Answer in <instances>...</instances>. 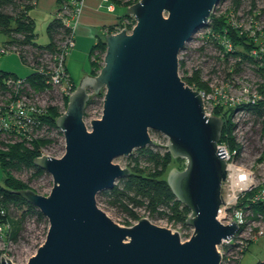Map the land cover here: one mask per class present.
Instances as JSON below:
<instances>
[{
  "label": "water",
  "instance_id": "1",
  "mask_svg": "<svg viewBox=\"0 0 264 264\" xmlns=\"http://www.w3.org/2000/svg\"><path fill=\"white\" fill-rule=\"evenodd\" d=\"M219 2L139 0L127 9L136 21L132 30L105 36L102 68L96 76L86 74L56 119L64 155L34 160L53 179L50 193L17 191L49 223L44 243L27 264L221 263L217 246L238 231L235 221L218 220L227 177L225 153L218 148L223 120L207 116L201 94L179 76L180 51ZM102 89V116L88 130L90 90ZM150 131L165 135L170 155L186 161L183 170L172 168L167 176L176 199L191 211L185 223L194 232L186 241L146 218L120 226L97 205L100 192L131 174L113 161L153 146ZM0 264L14 263L0 255Z\"/></svg>",
  "mask_w": 264,
  "mask_h": 264
},
{
  "label": "trees",
  "instance_id": "2",
  "mask_svg": "<svg viewBox=\"0 0 264 264\" xmlns=\"http://www.w3.org/2000/svg\"><path fill=\"white\" fill-rule=\"evenodd\" d=\"M37 0H34L36 2ZM60 5L67 3L68 0H59ZM115 5H122L119 1H113ZM236 9L240 6V1L237 0ZM11 4H14L13 0H0V33L8 36V41L5 44L18 46L21 50V54L26 57L29 55H39L43 51H54L58 47L57 37L61 36L60 41L64 36L69 33L62 22L55 18L53 19L48 27L47 34L49 37V43L40 45L37 43V35L35 33V21L30 16V11L33 8L32 5H26L20 9L15 15H12L5 11V8ZM127 9L130 5H122ZM256 0H251V10L255 9ZM264 11V10H263ZM229 12L221 13L218 15L211 14L210 23L206 26H210L212 33L226 36L233 44L234 51L226 55V59L234 57L236 60V69L238 71L241 66L245 63H250L257 67L259 75L264 78V63L262 59L252 55V52L259 48L258 42L249 36L247 32H241L234 28L228 19ZM124 17H130L128 14H124L120 18V22ZM205 26V27H206ZM109 33L114 32V28H108ZM21 36V38H18ZM106 51L105 39L100 41L93 46L90 52V58H92L96 52H99L100 58L104 57ZM22 59V56L20 57ZM229 59L227 61H229ZM24 62L25 60L22 59ZM26 62V61H25ZM94 63V62H93ZM181 64V63H180ZM102 68V64L99 66L93 65V69L89 75L96 76L98 71ZM20 77L9 72L0 70V93L3 95L12 94V97L8 98L6 107H3L1 114L5 115L10 109V103H15L22 96H29L30 91L43 92L51 91L52 86L48 83L47 78L36 71H32L30 75L25 78L24 87L20 88L19 92L14 95V91L6 86L3 82L7 79H19ZM200 72L196 71L190 78L183 80L185 84L193 87V83H197L198 86L204 87L206 90L207 86L200 82ZM78 84L74 83V90ZM197 90V88H196ZM105 90L102 89L98 94L93 93L86 104L84 117H87L88 107L94 103L95 99H104ZM69 97L65 98V104L67 106ZM252 113L261 120V136L264 138V101H261L258 105L250 108ZM234 110L225 107H216L213 115L220 117L223 120L222 133L220 143L226 142L230 149L233 150L237 147L232 130L234 128L231 123V116ZM61 115L59 109L56 106L50 105L47 111L43 115H36V123L31 125L26 119H19L18 122L22 123L23 126L16 125L14 129L3 128L0 135L3 132L10 133L12 139L10 141L0 140V166L4 172V181L0 184V225L9 223L10 229L7 232L8 238L16 241L20 236L22 224L26 217L36 216L38 220L47 221L41 212L29 204L21 195L17 194V191L23 189H31L27 182H24L13 175V171L28 170L30 172V180L39 178L46 174L45 171L34 165V160L42 155V150L50 147L54 144L55 139L53 137H34L30 136L29 130L33 128V132H40L44 127H47L48 132L57 131L61 133L56 127V119ZM139 156L133 160L132 156L129 159L135 162L134 166H128L131 170L129 177L121 179L124 184L123 192H120L117 185L112 190L102 191L99 194H105L109 198H113L115 201L119 200V196L126 195L132 202L138 205H146V208L152 215L159 214L161 216H167L168 213L160 211L161 206H166L170 209L172 215L171 219L176 222H182L185 224L186 219L190 215L191 211L183 204H181L174 196L168 182L167 176L172 168L183 170L185 168V159L173 158L167 151L164 155L159 152L154 153L149 147L140 149L138 152ZM144 156L151 163L154 164V171L150 168H143L139 165V157ZM245 200L240 203L243 205ZM254 213L264 215V205L259 202L252 204ZM25 208L22 212L20 219H13L10 214V208ZM125 210L129 212L137 221L140 219L134 212H132L127 206H124ZM130 226V224L128 225ZM249 249V248H248ZM247 249V250H248ZM258 264H264L259 262Z\"/></svg>",
  "mask_w": 264,
  "mask_h": 264
},
{
  "label": "rangeland",
  "instance_id": "3",
  "mask_svg": "<svg viewBox=\"0 0 264 264\" xmlns=\"http://www.w3.org/2000/svg\"><path fill=\"white\" fill-rule=\"evenodd\" d=\"M235 1L237 0H220L218 5H216V7L214 8V14L229 12L230 15H234L236 17V20L240 21V23L243 25L244 29L250 30L251 32H259L258 41H261L264 47V0H256V7L251 13L249 12L251 10V0H239L241 3L239 8L237 9V4ZM13 2L14 4H11L5 8V11L12 15H15V13L24 8V6L26 5L34 6V0H13ZM35 8L36 7L31 9V13H33L35 21L37 22L35 23V33L37 35L36 41L39 44H47L49 43L47 27L51 22L50 20L52 19L50 17L52 11L50 10L44 11V13H38L37 8ZM119 13L127 14V8L123 6L119 9ZM250 17H253L252 22H250ZM122 20L127 21L126 26L129 27V29H131L132 25L136 23L135 19L132 16L124 17ZM208 31V28L203 27L201 31L196 34L194 36V39L190 42V45H192L193 48L189 63H186L185 60L181 61V59H179V76L183 80H185L187 78H190L192 74L196 72V68L200 69V78L201 76L205 77L203 81H205L206 83L202 82L201 79L199 80L202 84H205L207 86L206 88H208L209 90H206L204 87L198 86L197 83H193L192 86L200 91H212L210 96H215L219 94L220 91H222L223 94L230 96L231 90L238 89V80H240L239 77H241L243 73H248L251 82L257 80V67L250 63H245L241 66L240 70L235 71L236 61L234 60V57H231L229 61L224 60L221 57L219 48L208 37ZM8 38L9 37L5 34L0 33V47L3 46L4 42L8 40ZM18 38H21V36H18ZM60 39L61 36H58L57 41H60ZM95 41L96 38L94 37L93 42L91 43H80L79 45L82 46L75 49L73 48L68 56L67 66L69 75L71 76L75 84L79 85L86 74H89L87 72L91 71L93 67L90 58V51L93 48ZM25 61L23 62L19 55L15 52L5 55L0 54V70L13 73L20 78H25L32 73V68L29 66V63ZM96 65L100 67V64L96 63ZM190 70H193V73H188ZM229 71H231V73H228ZM211 84L215 85V88H213V90H211ZM224 84L225 90L221 88ZM226 84L233 86L231 90ZM90 93L92 95L93 91L90 90ZM6 96L7 95H5V97H0V108L6 107L8 101V98ZM24 101L30 105H32L33 103L38 105L40 103V105L45 106L48 104L57 105L61 100L59 95L55 93L54 95H51L50 99L48 100L33 102L29 99H25ZM219 106L223 107L222 105ZM206 107L209 112L212 110L214 111L216 107L213 109L212 98H210V101L206 105ZM14 111L15 110L9 109L8 112L3 115L5 120L4 126L6 128L14 129L16 125L21 127L23 126L22 123L18 122V118L16 117ZM102 111L103 99H95L94 103H92L87 109V117H84L88 130H91L90 122L92 120L101 118ZM249 121L252 122L253 128L252 130L246 131L244 135L251 140L252 148L249 149L247 153L248 156L244 162L248 166H251L249 164H252V162L256 160V162H254V165L256 167L255 170L257 172V178L260 179L261 175H263V169H260L261 159H259L261 157L259 153L263 150V137L261 136L260 132L261 120L258 119L256 115H254V117H251ZM48 135L50 137H53L55 139V142L50 147L44 149V154L55 158L62 157L65 153V141L63 133L52 131L48 132ZM150 135L151 139L154 141V145L149 147L150 150L154 153L159 152L161 155H164V153L168 151L169 139L165 135L155 131H150ZM10 139H12V135L10 133L3 132L0 135V140L2 141H10ZM139 150L140 149H136L133 151V154L131 155L133 157V160L135 159V157L137 158L139 156ZM131 161L132 159H129V157H119L114 160V163L120 165L121 167H127L126 165H128L129 162L131 163ZM139 165L143 168H150L152 169V171L155 170L153 169L154 164L144 156L139 157ZM13 175L16 178L27 182L31 189L41 195L47 196L53 186V179L48 173L33 180H30V172L25 169L21 171L15 170L13 171ZM4 177V172L0 166V184L3 183ZM115 185L118 186L120 192H123L124 184L122 183L121 179L116 181ZM125 194L119 196V200L117 201H115L113 198H109V196L105 194H98L96 197L98 207L102 209L115 223L119 224L120 226L129 227V224L133 225L134 221L137 222V220L125 210L124 206H127L140 218H146L156 226L170 229L172 232H178L182 241L188 240L193 234V227L186 225V223L183 224L182 222H176L175 220H172L170 218L172 213L170 209H168V207L161 206L159 208L160 211H162L161 209H164L163 212L168 211L167 216H161L159 214L152 215L146 208V205L135 204L128 197H126ZM24 210L25 208L22 207H11L10 214L13 219H20ZM252 212L254 215H256L253 209ZM48 227V220L41 221L38 220L36 216L26 217L22 224L20 236L16 241L12 240V246H9L8 244L9 238L7 233L0 237V255L5 256L14 264H27L29 259L36 254L41 243L45 241ZM248 248L249 249L246 250L239 264H258L259 262L264 261V235L257 236L256 239L250 243Z\"/></svg>",
  "mask_w": 264,
  "mask_h": 264
},
{
  "label": "built area",
  "instance_id": "4",
  "mask_svg": "<svg viewBox=\"0 0 264 264\" xmlns=\"http://www.w3.org/2000/svg\"><path fill=\"white\" fill-rule=\"evenodd\" d=\"M102 1L109 3V8H111V10L115 5L113 2L115 0ZM118 1L122 4H128L131 6L137 3V1L139 0ZM35 3L36 2H34V4ZM83 6L84 0H68L67 3H64L58 9L56 18L59 19L67 29H69V33L64 36L61 41L58 42V47L54 51H43L41 52V54L36 56L30 55L29 57H24L21 54V50L18 46L3 44V46L0 47V54L5 55L15 52L19 55V57L22 56V59L26 60L29 63L32 71H36L38 74H41L47 78V81L52 86L51 89L53 90V92L49 90L45 91L44 93L35 92L32 90L30 91L29 96L19 97L17 102L10 103L9 107L11 110H15L14 112L18 120L22 118L26 119L27 122L31 125L35 124L36 115L45 114L50 104L42 106L40 105V103L38 105L33 103L32 105H30L27 104L24 100L29 99L33 102H40L41 100L50 99V96L54 95L55 93L59 95L61 101L57 105L52 106H56L61 114L66 111L67 106L65 104V98L69 97L74 91V82L67 71L65 63L71 50L75 47L74 27L77 23V20L79 19ZM252 11L253 10H250L249 12L251 13ZM212 14H214V10ZM250 18V22H252L253 17ZM228 19L230 24L234 28L238 29L241 32H247L250 37L258 42L259 48L254 50L252 52V55L264 61V47L262 42L258 41L259 32H251L250 30L244 29L243 25L240 23V21L236 20V17L234 15L228 14ZM208 23H210V19L208 20ZM126 25L127 21L122 20L116 26L113 33H119L122 29H126L128 32H130L135 24L132 25L131 29H129V27H127ZM206 28H208L209 30L207 33L208 37L219 48L221 57L227 61L229 58L226 59V55L234 51L232 42L228 40L225 35L221 36L219 34L217 35L212 33L210 26H206ZM201 29L192 36L191 40L187 42L184 48L180 51L179 59H181V61L185 60L186 63H189L193 48L192 45H190V42L194 39V36L201 31ZM92 58L96 63L100 65L102 64L103 66L104 57L101 60L99 52H96ZM234 60L236 62L238 61L235 58ZM260 65H264V63ZM199 70L200 69L198 68L195 69V71ZM188 73H193V70H190ZM228 73H231V71H229ZM257 76V80L251 82L248 73H243L242 76L239 77V87L237 90H231L233 86L226 84L231 90L230 96L223 94L222 91H220V93L215 96H210L212 91H200L198 89L196 90L194 86L191 87L193 90H196L201 94L204 101L205 113L207 116H214V111L212 110L209 112L206 107V105L210 101V98H212L213 109L216 106L222 105L223 107L234 110V113L231 116V123H233L234 125L232 135L234 136L237 147L231 150L226 142L218 143V148H223L224 150V159L227 163V177L222 184V205L219 210V214L220 211L223 210L224 216L221 219L218 218V220L223 224H230L231 221H235L238 225V231L233 238L223 240L221 245L217 246V250L221 255L220 264H239L250 243L255 240L257 236L264 235V215H254L251 206L252 204H256L259 202L264 205V138L262 139L263 150L259 153V155H261V157L259 158L261 159L260 169H263V175H261V178H257V172L255 170L256 167L254 165V162H256V160H254L252 164H249L251 166H248L244 162L248 156L247 153L249 149L252 148L251 140L244 135L246 131L252 130L253 128L252 122L249 120L251 117H254L255 114L252 113V110L250 108L258 105L261 101H264V78H262L259 73H257ZM204 78L205 77L201 76L200 79L202 80V82L206 83L205 81H203ZM3 83L10 89H12L15 95L19 92L20 88L24 87L25 79H7L4 80ZM211 87V90H213V88H215V85L211 84ZM221 88L225 90V84ZM0 97H5V95L0 93ZM7 97L11 98L12 94H7ZM1 109L2 108H0V132L3 130V128H6L4 126L5 120L4 116L1 114ZM29 133L30 136L33 135L34 137L49 136L47 127H44L40 132L35 133L33 132V128H31L29 130ZM42 155H45L44 149L42 150ZM134 165L135 162L131 161V163L129 162V164L126 166L128 167ZM244 200L245 203L243 205H240V203ZM161 210L164 211V209ZM0 212L2 214L4 213L3 210H1ZM165 212L168 213V211ZM136 223L137 222L134 221L133 225H135ZM133 225L130 224V226ZM9 229V223L0 225V237L7 233ZM8 240L9 246H12L13 241L11 239ZM43 242L41 243V245L43 244Z\"/></svg>",
  "mask_w": 264,
  "mask_h": 264
},
{
  "label": "crops",
  "instance_id": "5",
  "mask_svg": "<svg viewBox=\"0 0 264 264\" xmlns=\"http://www.w3.org/2000/svg\"><path fill=\"white\" fill-rule=\"evenodd\" d=\"M60 4L61 3L59 0H37L33 8L36 7L38 13L40 12L44 13V11L51 10L52 12L50 17L52 19L50 21H52L53 19L56 18L57 11L61 6ZM109 6H110L109 3H106L102 0H84V6L82 8L79 19L77 20V23L74 27L75 29L74 49L77 47H81L82 45H79L80 43L93 42L94 37L96 38V41L94 43L95 46L100 41V39L102 38L105 39V36L109 33L108 28L113 27L115 30L116 26L120 22V18L124 15L122 13H119V9L122 8L123 6L114 5L112 10L111 8H109ZM30 16L35 21V17L33 16V13H31V11H30ZM35 23L37 22L35 21ZM7 41L8 40H6L5 42ZM40 45H45V44H40ZM67 59L65 64L67 71L69 73L67 66ZM91 61L92 64L95 66L96 62L93 60V58H91ZM91 71L87 73H91Z\"/></svg>",
  "mask_w": 264,
  "mask_h": 264
},
{
  "label": "bare ground",
  "instance_id": "6",
  "mask_svg": "<svg viewBox=\"0 0 264 264\" xmlns=\"http://www.w3.org/2000/svg\"><path fill=\"white\" fill-rule=\"evenodd\" d=\"M44 92L45 91H43L41 93H44ZM113 163H114V161H113ZM114 164H116V163H114ZM223 216H224V212H223V210H221L218 218L221 219Z\"/></svg>",
  "mask_w": 264,
  "mask_h": 264
}]
</instances>
